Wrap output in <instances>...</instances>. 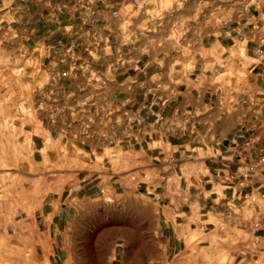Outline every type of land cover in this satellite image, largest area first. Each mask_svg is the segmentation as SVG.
<instances>
[{
  "label": "crops",
  "instance_id": "1",
  "mask_svg": "<svg viewBox=\"0 0 264 264\" xmlns=\"http://www.w3.org/2000/svg\"><path fill=\"white\" fill-rule=\"evenodd\" d=\"M0 42L48 75L33 153L82 155L43 264H264V0H0ZM106 194L91 253L73 220Z\"/></svg>",
  "mask_w": 264,
  "mask_h": 264
},
{
  "label": "rangeland",
  "instance_id": "2",
  "mask_svg": "<svg viewBox=\"0 0 264 264\" xmlns=\"http://www.w3.org/2000/svg\"><path fill=\"white\" fill-rule=\"evenodd\" d=\"M47 73L16 47L0 42V264H43L32 233L43 224L38 215L82 167L76 151L33 153L27 131L49 108ZM91 213V215H90ZM73 223L95 227L85 233L89 252L110 237L124 214L106 194L81 204ZM39 218L41 221H39ZM72 221V218H70Z\"/></svg>",
  "mask_w": 264,
  "mask_h": 264
},
{
  "label": "built area",
  "instance_id": "3",
  "mask_svg": "<svg viewBox=\"0 0 264 264\" xmlns=\"http://www.w3.org/2000/svg\"><path fill=\"white\" fill-rule=\"evenodd\" d=\"M261 161H263V158H261L260 160H259V162H261ZM255 167V165H252V166H250V168L252 169V168H254ZM264 195H262V197H263Z\"/></svg>",
  "mask_w": 264,
  "mask_h": 264
}]
</instances>
